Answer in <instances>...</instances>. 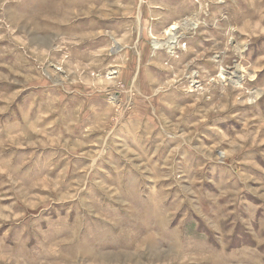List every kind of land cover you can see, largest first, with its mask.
Listing matches in <instances>:
<instances>
[{
  "label": "rangeland",
  "instance_id": "rangeland-1",
  "mask_svg": "<svg viewBox=\"0 0 264 264\" xmlns=\"http://www.w3.org/2000/svg\"><path fill=\"white\" fill-rule=\"evenodd\" d=\"M0 264H264V0H0Z\"/></svg>",
  "mask_w": 264,
  "mask_h": 264
},
{
  "label": "bare ground",
  "instance_id": "bare-ground-1",
  "mask_svg": "<svg viewBox=\"0 0 264 264\" xmlns=\"http://www.w3.org/2000/svg\"><path fill=\"white\" fill-rule=\"evenodd\" d=\"M237 71H238V70H237ZM237 71L234 70V72L231 73V74H232L231 77H233L232 79H230L231 77H228V78L226 77V78H227V79H230V80L234 83V82L239 78V75H238V72H237ZM239 72H240V71H239ZM240 77H241V76H240ZM240 79H241V78H240ZM230 80H229V81H230ZM238 80H239V79H238ZM231 81H230V82H231ZM237 82H238V81H237ZM237 82H236V83H237ZM235 85H236V84H235Z\"/></svg>",
  "mask_w": 264,
  "mask_h": 264
}]
</instances>
